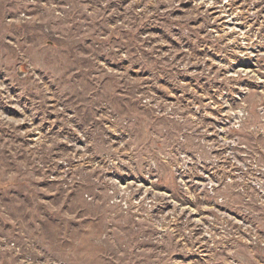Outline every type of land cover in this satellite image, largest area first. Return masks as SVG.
Returning a JSON list of instances; mask_svg holds the SVG:
<instances>
[{
    "label": "rangeland",
    "instance_id": "374dc122",
    "mask_svg": "<svg viewBox=\"0 0 264 264\" xmlns=\"http://www.w3.org/2000/svg\"><path fill=\"white\" fill-rule=\"evenodd\" d=\"M0 264H264V0H0Z\"/></svg>",
    "mask_w": 264,
    "mask_h": 264
}]
</instances>
